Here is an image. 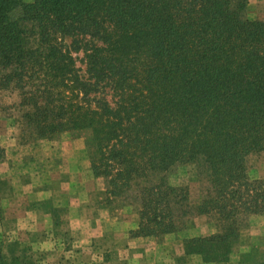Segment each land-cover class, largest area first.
I'll list each match as a JSON object with an SVG mask.
<instances>
[{
    "label": "trees",
    "instance_id": "obj_1",
    "mask_svg": "<svg viewBox=\"0 0 264 264\" xmlns=\"http://www.w3.org/2000/svg\"><path fill=\"white\" fill-rule=\"evenodd\" d=\"M247 5L0 0V95L16 93L22 142L84 134L106 202L139 206L136 236L210 219L213 231L183 239L178 261L228 264L248 221L264 217V180L246 167L264 152V21ZM184 165L200 183L195 207L169 180Z\"/></svg>",
    "mask_w": 264,
    "mask_h": 264
},
{
    "label": "rangeland",
    "instance_id": "obj_2",
    "mask_svg": "<svg viewBox=\"0 0 264 264\" xmlns=\"http://www.w3.org/2000/svg\"><path fill=\"white\" fill-rule=\"evenodd\" d=\"M31 2L32 0H23ZM246 17L264 21V0H248ZM83 73L82 53H73ZM15 92L0 95V264H199L183 258V239L207 235L213 223L194 217L181 232L136 236L139 206L132 196L106 202L105 184L90 170L85 135L64 133L27 141L18 127ZM247 174L264 180V152L249 155ZM199 204L194 165L169 176ZM264 254V217L251 218L233 246L230 264H258ZM258 260V261H257Z\"/></svg>",
    "mask_w": 264,
    "mask_h": 264
},
{
    "label": "crops",
    "instance_id": "obj_3",
    "mask_svg": "<svg viewBox=\"0 0 264 264\" xmlns=\"http://www.w3.org/2000/svg\"><path fill=\"white\" fill-rule=\"evenodd\" d=\"M257 259H261L260 261H264V254H263V255H262V254H261V255H258V258H257ZM257 261H258V260H257ZM260 261H259V262H260ZM229 263H230V262H229ZM229 263H228V264H229Z\"/></svg>",
    "mask_w": 264,
    "mask_h": 264
}]
</instances>
